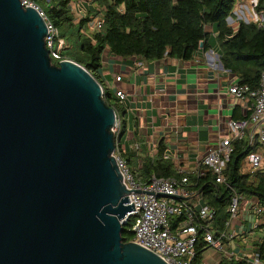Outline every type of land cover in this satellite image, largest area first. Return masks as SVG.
<instances>
[{"label":"water","instance_id":"95a60500","mask_svg":"<svg viewBox=\"0 0 264 264\" xmlns=\"http://www.w3.org/2000/svg\"><path fill=\"white\" fill-rule=\"evenodd\" d=\"M46 35L36 8L0 0V264H165L123 242L115 111Z\"/></svg>","mask_w":264,"mask_h":264},{"label":"trees","instance_id":"16d2710c","mask_svg":"<svg viewBox=\"0 0 264 264\" xmlns=\"http://www.w3.org/2000/svg\"><path fill=\"white\" fill-rule=\"evenodd\" d=\"M44 14L47 22L57 29L65 46L60 54L85 68L102 85L99 72L101 56L105 50L121 58H135L143 61H157L162 58L190 60L200 49L209 48L208 38L216 33L223 68L238 79V84L255 89L259 85L260 74L264 70V0H256L255 14L262 15V22L242 20L229 24L231 12L240 0H30ZM76 2L85 5L82 18L76 19L68 8L76 11ZM85 2L93 3L96 9ZM249 2V1H248ZM247 2V3H248ZM100 8V10H98ZM98 13L103 14L102 25L97 32L88 29L87 23ZM212 28V33L207 28ZM59 62L52 60V64ZM103 86V85H102ZM103 100L117 113L120 101L103 88ZM123 122L120 120V138L116 144L123 158L121 138ZM232 154L225 164L224 184L215 183L208 173L197 177L189 175L195 195L188 204L195 208L208 206L215 211L211 222H199L197 226L196 258L194 264H202L208 252L204 232L210 231L219 237L226 231L229 220L227 208L237 196L252 199L264 208V170L242 171L249 153L264 154V145L248 136L233 140ZM153 160L147 159L139 165H129L146 181L150 176L157 178H181L174 165L164 159V148L159 144ZM124 159V158H123ZM181 217L170 218L171 228H175ZM263 232L251 242L250 252L264 261ZM121 238L127 243L133 238L130 225H124ZM218 264H249L246 261L221 257Z\"/></svg>","mask_w":264,"mask_h":264},{"label":"crops","instance_id":"0c3cea01","mask_svg":"<svg viewBox=\"0 0 264 264\" xmlns=\"http://www.w3.org/2000/svg\"><path fill=\"white\" fill-rule=\"evenodd\" d=\"M242 8L247 11L245 5ZM244 10L239 11L241 16L246 13ZM207 31L212 33V28ZM215 37L216 33H212L209 48L200 49L190 60L165 57L143 61L116 57L109 50L103 52V88L113 97L117 90L125 96L119 102L118 117L123 122L120 149L129 165L153 160L162 144L164 159L178 173L196 175L198 161L229 135V121L250 115V101L234 99L228 92L238 79L223 68ZM115 83H120V87ZM261 123L264 127V119ZM251 130L247 131L249 135ZM245 203L256 202L245 199ZM246 210L241 206L240 221L229 228L237 234L227 243L235 252H250L251 242L263 232L260 228L264 226V216L254 217Z\"/></svg>","mask_w":264,"mask_h":264},{"label":"built area","instance_id":"2783aa9c","mask_svg":"<svg viewBox=\"0 0 264 264\" xmlns=\"http://www.w3.org/2000/svg\"><path fill=\"white\" fill-rule=\"evenodd\" d=\"M19 1L23 7L36 8L44 18L47 27L45 47L51 63L52 60L59 63L71 61L61 57L60 52L64 48L65 42L59 38L57 29L47 22L39 8L30 0ZM255 4L256 0L251 2L249 10L256 16L255 22H262V15L255 14L253 11ZM68 8L73 12L76 19L82 18L83 15L80 16L72 5H69ZM249 10L247 9L250 14ZM242 17L245 19V15ZM102 19V13L95 15L87 23L88 29L93 32L99 31L103 22ZM261 25L264 27V24L261 23ZM115 80L120 81V77H116ZM228 92L234 99L249 100L251 113L245 119L230 120L228 125L229 135L222 138L214 149L198 161L196 176L201 177L209 173L217 184L225 183L224 168L232 154L231 143L233 140L248 136L251 143L252 138L255 137L261 145H264V127L261 125L264 119V70L260 74L257 88L251 89L247 85L237 83L232 85ZM115 96L119 101L125 99L124 94L119 90L115 92ZM115 114L116 122L112 132L117 140L120 133V119L116 112ZM249 130H251L250 135L247 133ZM112 156L122 175V183L128 191L126 197L130 205L133 203L135 210L128 212L123 222L124 225H130V231L133 235L130 242L155 254L165 264H194L197 226L200 224L199 222H211L214 219L215 211L208 206L195 208L188 204V199L196 194L189 180L190 174L179 172L181 175L179 179L157 178L152 175L144 181L137 172L129 169L125 160L119 154L117 144ZM246 165L252 172L264 170V154L249 153L246 158ZM239 204L240 200L235 196L227 208L229 220L225 224L226 231L224 233L219 237H215L210 231L206 230L204 232V241L209 248L208 251L212 250L213 253H207L202 264H218L221 257L246 261L249 264H264L263 260L251 252H235L228 248L227 243H230L237 235L234 231L230 232L229 228L232 226V219L241 212ZM247 210H250L254 217L264 216V208L256 203L249 205ZM173 217L182 218L175 228H171L170 225V218Z\"/></svg>","mask_w":264,"mask_h":264},{"label":"rangeland","instance_id":"374dc122","mask_svg":"<svg viewBox=\"0 0 264 264\" xmlns=\"http://www.w3.org/2000/svg\"><path fill=\"white\" fill-rule=\"evenodd\" d=\"M249 1V2H248ZM248 2V3H247ZM251 2H254V0H240V1H238L237 2V4L235 5V7L233 8V10H232V12H231V15H230V19L232 20V23L230 22L229 24H233L234 22H237V21H240V20H243L244 22H248L249 20H252V21H254V19H255V17L256 16H254V14L252 13V11L251 10H249V8H250V5H251ZM40 3H42V4H45V3H47V0H43V1H40ZM76 5H77V7H76V12L78 13V14H83L84 13V9H85V5H83L82 3H79V2H76L75 3ZM84 4H87L88 6H90L91 7V10H94V9H96V7H95V5L93 4V3H89V2H85ZM243 5H245L246 7H247V9L249 10V12H250V14H247V11L246 10H244L242 7H243ZM240 6H242V7H240ZM242 10H244L246 13H244V15H245V19H246V21H245V19L239 14V11H242ZM237 11V12H236ZM235 13L239 16V20L237 19L236 20V15H235ZM256 20V19H255ZM213 37H214V35H213ZM215 41V40H214ZM115 86L116 87H120V83H115ZM246 170H248V165H244L243 166V169H242V171L244 172V171H246ZM240 207L242 206H244L245 208H249V205H247L246 203H245V199L244 198H241L240 199ZM240 215H242V212H239L238 213V215L236 216V217H234L233 219H232V227H234L235 225H237L238 224V221H240L239 220V218L241 217ZM207 253H213V251L212 250H209Z\"/></svg>","mask_w":264,"mask_h":264}]
</instances>
